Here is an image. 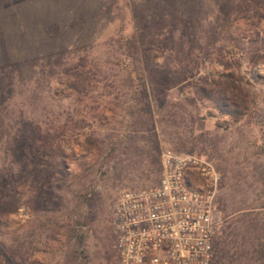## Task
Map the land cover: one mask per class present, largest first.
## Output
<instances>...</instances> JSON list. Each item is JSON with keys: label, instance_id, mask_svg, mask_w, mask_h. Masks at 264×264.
<instances>
[{"label": "rangeland", "instance_id": "rangeland-1", "mask_svg": "<svg viewBox=\"0 0 264 264\" xmlns=\"http://www.w3.org/2000/svg\"><path fill=\"white\" fill-rule=\"evenodd\" d=\"M236 5L241 63L199 58L218 38L216 23L233 22L226 14ZM253 5L264 12V0H0V114L6 107L3 131L14 126L0 135V168L5 154L30 156L13 170L35 189L2 236L31 242L32 264H117V201L126 191L156 185L162 154L172 152L215 165L222 178L217 238L227 228L229 241L238 237L231 251L250 249L257 231L242 246L253 219L243 216L264 206V53L260 64L247 63L264 48V20L252 27ZM130 40L146 51L139 82L127 75ZM49 58L47 65L57 67L44 74L41 61L34 67ZM179 60L194 71L179 77L172 69ZM76 71L91 83L81 93L69 85ZM17 72L23 75L8 87L4 74L17 78ZM154 82L161 84L155 94ZM225 82L249 96V113L239 122L207 97ZM145 96L149 107L141 102ZM48 129H65L62 157L37 151ZM52 176L66 183L53 185ZM6 194L0 191V205Z\"/></svg>", "mask_w": 264, "mask_h": 264}, {"label": "built area", "instance_id": "built-area-1", "mask_svg": "<svg viewBox=\"0 0 264 264\" xmlns=\"http://www.w3.org/2000/svg\"><path fill=\"white\" fill-rule=\"evenodd\" d=\"M221 181L204 156L162 154L158 183L126 191L117 201V264H214Z\"/></svg>", "mask_w": 264, "mask_h": 264}, {"label": "trees", "instance_id": "trees-1", "mask_svg": "<svg viewBox=\"0 0 264 264\" xmlns=\"http://www.w3.org/2000/svg\"><path fill=\"white\" fill-rule=\"evenodd\" d=\"M240 6L236 5L230 13L226 14V16H228L227 18H234L233 22L227 23L228 21H224L222 25L216 23V27H213V32L214 35H216L218 38L215 40V43L211 48L207 49L206 51H203L201 49L199 50V58L201 57V55L204 56L205 59L214 58V60H220L222 58L229 57L230 60L238 62L239 64L241 63V60H243V55L240 58L237 57L238 50L241 49L240 34L239 29L236 28L235 23V21L239 22L241 19L240 14L242 13V11L240 10ZM262 11L263 10H261L258 5H253V15L250 16L249 21L252 23V27L255 29H258L260 22L264 20V12ZM215 20L216 22H218L219 20H221V18L217 17ZM216 46L219 47L216 49ZM126 51V58L128 61L127 75L129 76V78H132L131 80L139 82V76L146 71L145 48L141 43L130 40L128 42V47H126ZM260 53H264V48L257 49L256 52H254V54L247 60L249 66L253 67L260 64L261 56H258L260 55ZM49 60H51V58L41 59L34 67H37L38 63L41 61L40 67L42 74H44V70L48 69L49 67H57V64H52V66L51 64L50 66L47 65V63H49ZM177 63V66L173 67L172 69L173 71L178 73L179 77H183L186 73H188V70L194 71L195 69H190V63L186 60H179ZM83 65H81L80 68H83ZM8 67L9 66H6L4 70H8ZM22 75L23 72L22 74L21 72H17V78H15L4 74L7 80L6 82L8 84V87L13 86L16 79L21 78ZM229 78L231 77L229 76ZM69 85L72 89H75L79 93L91 87V83L89 82L86 74L83 71H76L74 74V81L69 82ZM150 88L152 89V92H154V94L155 92L158 93V91L161 89V84L156 82L151 83ZM202 90V92L205 93V90ZM213 91L215 92L206 91L208 92V98L212 95V98H209V100H211L216 108H218L223 114L230 117L235 122L241 121V119H243V117H245L249 113V96L238 86L234 85L233 83L225 82L218 85V88ZM141 102L148 107L152 103V101L146 99V96L143 97V100ZM5 110H7L6 107L2 109V112L0 114L1 129L4 125L3 113H5ZM11 130H14L13 125H11L10 128L4 129V131L2 129L0 135L2 136L5 134H11ZM65 133V129H63V131L59 134H57L56 131L51 134L48 129L45 134L41 136L42 134L39 130V136H41V140L37 141L36 143L37 151L41 153L42 156H48L52 158L62 157ZM31 160L32 158L30 156L21 157L19 154H5V158L2 159L4 165L0 168V191H5L7 189V199L5 203H2L0 205V264H32L31 257L33 250L31 242L27 240L24 241V243H21L14 236L9 238L8 235L2 236L1 234L2 230H6L9 228L10 217L15 215L22 206L21 200L23 199V197H25V195H28L29 193L32 194L33 192H35L34 186L33 184H31L30 180L26 177L22 181H19L17 174H15L13 170L14 166L21 165L22 162L29 163L31 162ZM51 178V183L53 185L58 184L62 186L66 183V180L60 179L57 176H52ZM5 183L7 185L6 188H4ZM216 204H218V201L216 202ZM261 208V213L254 214L252 212L251 215L243 216L244 219L247 218V216L253 217V219L247 222L246 226L244 227L245 233L244 235H242V246L245 245L246 239L251 241L249 237L251 231H257L256 235L253 237V244L249 245L251 246L250 249H241V251H238V249H236L231 251L229 249V245L231 243L236 244L235 238H238L237 235H234L232 240L229 241L230 234L227 233V228H224V231L222 229L223 234L220 239L217 238V231H215V264H232L238 262H240V264H264V206ZM223 213L225 214V217L228 216L225 209L223 210ZM223 236H225V240H223Z\"/></svg>", "mask_w": 264, "mask_h": 264}]
</instances>
